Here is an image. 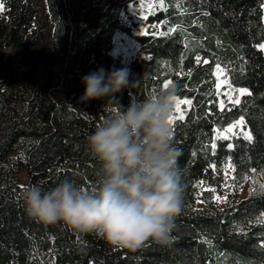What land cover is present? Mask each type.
Listing matches in <instances>:
<instances>
[{
	"label": "trees",
	"instance_id": "obj_1",
	"mask_svg": "<svg viewBox=\"0 0 264 264\" xmlns=\"http://www.w3.org/2000/svg\"><path fill=\"white\" fill-rule=\"evenodd\" d=\"M263 5L0 0V264H264V196L250 195L255 181L264 183ZM118 35L133 46L125 61L115 53ZM101 68L106 75L127 69L130 86L82 102V77ZM168 80L177 98L192 101L181 105L184 118L171 128L184 190L169 244L117 249L25 213L26 186L47 190L67 179L95 187L100 164L87 137L108 108L140 102ZM241 116L252 142L220 135Z\"/></svg>",
	"mask_w": 264,
	"mask_h": 264
},
{
	"label": "clouds",
	"instance_id": "obj_2",
	"mask_svg": "<svg viewBox=\"0 0 264 264\" xmlns=\"http://www.w3.org/2000/svg\"><path fill=\"white\" fill-rule=\"evenodd\" d=\"M81 83L82 102L111 98L130 86L127 69L106 75L101 68ZM176 97L171 84L127 108H108L87 137L100 164L96 186L86 189L67 179L47 190L26 186L25 213L44 225L63 223L75 233L95 234L117 249L136 250L147 240L169 244L184 190L169 123Z\"/></svg>",
	"mask_w": 264,
	"mask_h": 264
},
{
	"label": "snow or ice",
	"instance_id": "obj_3",
	"mask_svg": "<svg viewBox=\"0 0 264 264\" xmlns=\"http://www.w3.org/2000/svg\"><path fill=\"white\" fill-rule=\"evenodd\" d=\"M160 6L163 7V0H160ZM2 7V6H0ZM146 18V17H145ZM170 31L174 32L176 31V29H170ZM259 50H261L262 52H264V43H261L258 45ZM197 62L199 63L200 58L197 57ZM205 63H207V61H204ZM218 70H219V66H217ZM173 82L171 80H168L167 82H165L163 84V87L166 88L169 85H171ZM233 91L238 92L240 96L243 95H251V93L247 92V90L245 89H234ZM225 96L228 98V102L232 103V104H239L240 100L237 97L236 99H233L228 93H225ZM192 101L191 100H186V99H180L176 97V103H175V112L179 113L178 116H172V118L170 119L169 123L170 126L172 128L174 122L176 119H180L183 120L184 118V113L181 109V105L182 104H187V105H191ZM221 106H223V101L221 102ZM239 129L238 132H234L233 129ZM225 132L227 133H231L237 137H242L243 139L247 140L248 142H252L253 137H252V133L250 130H246V121L244 119L243 116H241L237 121H235L231 126H229L228 128L225 129ZM173 135V132H172ZM218 137H219V133H218ZM225 139H227L228 137L225 136ZM212 147L215 148L216 145L215 143L212 144ZM229 148L232 147L231 144L228 145ZM252 172H256L255 169L251 170ZM259 175L264 176V169L260 170ZM227 178V177H226ZM243 179L247 180L248 176L247 174H245V176L243 177ZM214 191V189L212 190ZM250 195H258V196H264V183H260L259 181H255L253 183V187L252 189H250ZM217 200L219 201V198H217ZM259 222L260 223H264V214L261 215V217L259 218Z\"/></svg>",
	"mask_w": 264,
	"mask_h": 264
},
{
	"label": "rangeland",
	"instance_id": "obj_4",
	"mask_svg": "<svg viewBox=\"0 0 264 264\" xmlns=\"http://www.w3.org/2000/svg\"><path fill=\"white\" fill-rule=\"evenodd\" d=\"M263 8H264V5H263ZM263 21H264V15H263ZM133 50V46L132 44L125 38V37H122L121 35H118V42H117V45H116V48H115V53H119V58L121 60H126L127 58H129L131 52ZM234 131V129H233ZM220 135L225 137V136H230L231 133H227L225 132V129L220 131ZM229 166H226V169L225 171L228 173L229 175ZM20 183L21 184H24L26 183L27 181V177H26V171H23L20 173ZM249 183H246L244 184V186L241 188V193H242V196H245L247 195L248 191H249Z\"/></svg>",
	"mask_w": 264,
	"mask_h": 264
}]
</instances>
